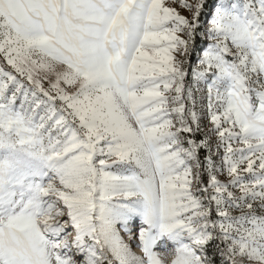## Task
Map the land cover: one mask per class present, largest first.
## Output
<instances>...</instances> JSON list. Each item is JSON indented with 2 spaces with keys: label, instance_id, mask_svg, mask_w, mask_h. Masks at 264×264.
<instances>
[{
  "label": "snow or ice",
  "instance_id": "obj_1",
  "mask_svg": "<svg viewBox=\"0 0 264 264\" xmlns=\"http://www.w3.org/2000/svg\"><path fill=\"white\" fill-rule=\"evenodd\" d=\"M0 264H264V0H0Z\"/></svg>",
  "mask_w": 264,
  "mask_h": 264
},
{
  "label": "rangeland",
  "instance_id": "obj_2",
  "mask_svg": "<svg viewBox=\"0 0 264 264\" xmlns=\"http://www.w3.org/2000/svg\"><path fill=\"white\" fill-rule=\"evenodd\" d=\"M134 251H136L137 253H139V249H137V248H134Z\"/></svg>",
  "mask_w": 264,
  "mask_h": 264
}]
</instances>
